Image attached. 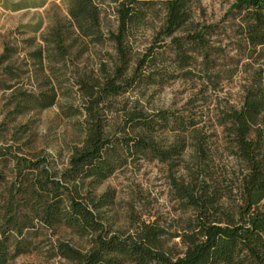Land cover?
Listing matches in <instances>:
<instances>
[{
	"label": "trees",
	"instance_id": "trees-1",
	"mask_svg": "<svg viewBox=\"0 0 264 264\" xmlns=\"http://www.w3.org/2000/svg\"><path fill=\"white\" fill-rule=\"evenodd\" d=\"M65 16L55 17L40 37L41 45L27 56L38 71L46 67L45 91L23 93L14 109L45 110L55 105L57 92L51 81L54 65L66 62L77 39L100 44L104 35L95 0H62ZM149 0H113L117 4V29L108 40L114 45L118 65L102 83L80 82L82 105L62 110L64 117L85 115L82 139L58 171L47 159L34 161L0 147V165L12 163L10 180L0 191V264L36 250L32 238L41 231L66 233L84 242V248L58 240L54 256L72 264H264V93L250 89L239 109L226 112L220 126L226 150L239 166L238 174H214L209 136L187 115L169 111L148 114L136 108L123 112L121 123L110 129L104 104L133 85L156 84L158 53L149 48L130 77L131 59L126 49L130 30L140 22V6ZM190 0H167L162 33L173 36L190 20ZM243 11L242 41L264 56V0H237L227 11ZM213 27L204 26L185 38L174 37L171 46L179 67L190 57L186 48L206 53ZM32 45V40H26ZM191 46V47H190ZM5 53L11 49L5 47ZM3 57V56H2ZM67 96V95H66ZM23 108V109H22ZM165 136V138H162ZM167 136V137H166ZM191 162L180 181L172 180L175 197L192 216L179 236L183 251L165 246L164 230L141 222L127 236L112 233L103 209L112 202L94 190L116 171L138 160H158L170 168L180 166L186 151ZM2 174L0 171V180Z\"/></svg>",
	"mask_w": 264,
	"mask_h": 264
},
{
	"label": "rangeland",
	"instance_id": "rangeland-1",
	"mask_svg": "<svg viewBox=\"0 0 264 264\" xmlns=\"http://www.w3.org/2000/svg\"><path fill=\"white\" fill-rule=\"evenodd\" d=\"M95 1L100 9L104 41L95 44L77 39L72 43L66 62L52 66L56 78L51 81L57 92L55 105L18 114L14 107L21 95L45 91L44 78L49 74L46 67L43 73L38 71L27 53L41 45L40 37L52 19L65 16V7L62 0H0L1 148L9 147L15 155L32 161L45 158L58 171L67 167L72 149L79 146L83 137L81 127L85 115L66 118L61 111L81 107L84 92L80 82L102 83L105 76L113 75L118 65L114 45L108 40L109 34L117 29V4L113 0ZM166 1L149 0L140 6L142 18L126 40L131 59L126 76H131L136 61L151 47L158 53L154 69L156 84L133 85L126 93L107 101L103 106L107 125L114 129L121 123L123 112L134 108L148 114L169 111L187 115L209 136L212 172L237 175L239 166L226 150V134L220 123L226 112L239 109L248 90L261 89L264 93V56L260 48L253 49L242 41L244 24L240 18L244 12L233 10L226 16L237 0H190L189 22L171 37L162 33ZM204 26L213 27L206 36L209 39L206 53L185 47L189 64L179 67L172 39L185 38ZM28 39L32 45L26 42ZM5 47L11 50L5 53ZM260 120L264 128V114ZM180 161V166L170 168L168 163L158 160H138L95 188L96 197L105 193L112 196L111 204L103 209L112 233L127 236L141 222L154 223L164 230L168 249L183 251L179 236L185 231L192 212L182 208L176 199L172 180L180 181L184 175L183 167L191 162L190 151ZM12 165H0V191L10 180ZM58 240L70 241L82 248L85 245L66 233L41 231L32 238L36 250L8 264H72L53 255Z\"/></svg>",
	"mask_w": 264,
	"mask_h": 264
}]
</instances>
